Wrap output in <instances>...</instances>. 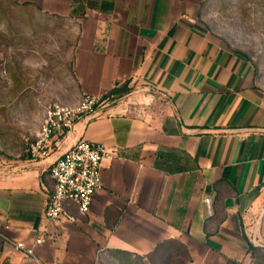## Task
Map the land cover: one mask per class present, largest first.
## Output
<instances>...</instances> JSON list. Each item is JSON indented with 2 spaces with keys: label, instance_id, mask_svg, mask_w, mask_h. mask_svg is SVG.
Returning a JSON list of instances; mask_svg holds the SVG:
<instances>
[{
  "label": "crops",
  "instance_id": "crops-1",
  "mask_svg": "<svg viewBox=\"0 0 264 264\" xmlns=\"http://www.w3.org/2000/svg\"><path fill=\"white\" fill-rule=\"evenodd\" d=\"M21 1L63 16L84 7L71 62L79 98L126 87L154 99L77 122L43 159L0 153V264H105L107 251L144 257L166 241L188 264H228L248 256L252 233L264 251V67L206 32L194 19L202 0ZM79 140L117 157L102 162L88 214L68 206L72 221L49 223V168ZM39 235L35 259L13 249Z\"/></svg>",
  "mask_w": 264,
  "mask_h": 264
},
{
  "label": "rangeland",
  "instance_id": "rangeland-1",
  "mask_svg": "<svg viewBox=\"0 0 264 264\" xmlns=\"http://www.w3.org/2000/svg\"><path fill=\"white\" fill-rule=\"evenodd\" d=\"M82 8L76 6L78 15L63 16L41 12L25 1L0 0V153L22 151L51 103L75 105L81 100L71 62ZM195 12L194 19L213 39L264 67V0H202ZM134 90L127 88L119 97ZM248 247V256L228 264H264V251L250 243ZM158 251L150 261L115 251L102 257L105 264H185L176 244Z\"/></svg>",
  "mask_w": 264,
  "mask_h": 264
},
{
  "label": "built area",
  "instance_id": "built-area-1",
  "mask_svg": "<svg viewBox=\"0 0 264 264\" xmlns=\"http://www.w3.org/2000/svg\"><path fill=\"white\" fill-rule=\"evenodd\" d=\"M153 99V93L140 89L124 97L83 95L75 105L51 103L44 110L39 134L31 140L25 139V150L32 160L43 159L49 155L51 146H57L77 122L88 123L103 116L141 113ZM116 157L115 152L104 145L85 140L77 141L58 154L49 168L54 188L46 202V221L52 224L64 219L72 221L66 211L68 206H74L81 215L88 214L93 196L101 188L102 162ZM204 203L208 206L209 199ZM248 239L254 246L263 245V240L256 233L249 235ZM44 242V236L39 235L30 245L14 242L12 246L26 259L32 260L35 259L34 248Z\"/></svg>",
  "mask_w": 264,
  "mask_h": 264
},
{
  "label": "trees",
  "instance_id": "trees-1",
  "mask_svg": "<svg viewBox=\"0 0 264 264\" xmlns=\"http://www.w3.org/2000/svg\"><path fill=\"white\" fill-rule=\"evenodd\" d=\"M76 4V3H75ZM127 90L126 87H123L122 89L120 90H117V89H113L108 95H117V94H121V93H125ZM170 244H176L178 249H180L181 251L184 252L185 254V258H186V261H185V264H188L190 262V257H189V254H188V251L179 243L175 242V241H166V242H163V243H160L156 246L155 250L154 251H151L149 254H147L146 256H144L145 259H148L149 261L152 260L153 258H155L158 254H160V251H158V248L160 249L162 246H168ZM164 252V251H163ZM121 254H125V255H130V256H133V257H139V256H134V255H131V254H128L126 252H119Z\"/></svg>",
  "mask_w": 264,
  "mask_h": 264
}]
</instances>
